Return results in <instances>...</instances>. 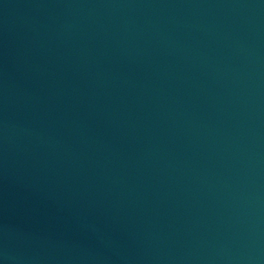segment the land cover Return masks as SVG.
I'll return each mask as SVG.
<instances>
[{"label":"water","instance_id":"water-1","mask_svg":"<svg viewBox=\"0 0 264 264\" xmlns=\"http://www.w3.org/2000/svg\"><path fill=\"white\" fill-rule=\"evenodd\" d=\"M0 264H264V0H0Z\"/></svg>","mask_w":264,"mask_h":264}]
</instances>
